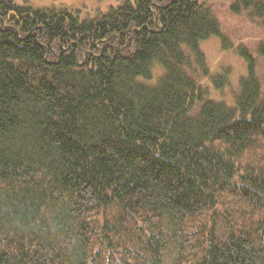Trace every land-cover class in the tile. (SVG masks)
<instances>
[{
    "label": "trees",
    "instance_id": "obj_1",
    "mask_svg": "<svg viewBox=\"0 0 264 264\" xmlns=\"http://www.w3.org/2000/svg\"><path fill=\"white\" fill-rule=\"evenodd\" d=\"M210 1L0 0V264H264V37L224 97Z\"/></svg>",
    "mask_w": 264,
    "mask_h": 264
},
{
    "label": "rangeland",
    "instance_id": "obj_2",
    "mask_svg": "<svg viewBox=\"0 0 264 264\" xmlns=\"http://www.w3.org/2000/svg\"><path fill=\"white\" fill-rule=\"evenodd\" d=\"M33 6L48 7V6H69L81 9L82 12H92L97 9L117 3L119 0H27ZM210 6L217 13L221 24L222 33L227 39L226 48L220 46L217 37L212 36L208 40L201 42V48L205 54L206 62L210 73H218L226 65L229 67L232 81L229 82V87L225 86L223 96L229 97V89L235 87L238 78L243 74V65L240 57L237 54L239 46H244L249 49L252 56L258 60L255 53V46L258 39L264 37V10L263 17L257 18L253 12L244 11L241 13H233L230 6V0H211ZM260 61H258L259 63ZM263 69V66L259 68ZM204 84H209L207 79H202ZM214 92V91H213ZM215 93V92H214ZM213 94V93H212ZM217 94V92L215 93Z\"/></svg>",
    "mask_w": 264,
    "mask_h": 264
}]
</instances>
